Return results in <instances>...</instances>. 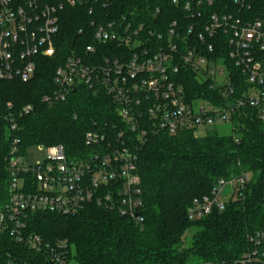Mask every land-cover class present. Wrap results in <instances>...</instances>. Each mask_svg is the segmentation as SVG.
Returning <instances> with one entry per match:
<instances>
[{"label":"built area","instance_id":"2783aa9c","mask_svg":"<svg viewBox=\"0 0 264 264\" xmlns=\"http://www.w3.org/2000/svg\"><path fill=\"white\" fill-rule=\"evenodd\" d=\"M97 1L0 0V78L21 81L34 76L39 58L58 55L56 40L66 7H90L93 30L88 36L94 43L71 47L44 100L66 101L71 91L84 87L110 95L117 115L86 132L82 157H69L62 144L38 145L47 149V156L32 164L20 151L19 139L13 140L6 158L8 198L0 209V233L52 264L77 262L67 239H46L29 228L33 213L71 216L96 203L142 224L137 151L150 133L196 131L216 121L233 125L234 115L246 106L264 119V0H167L191 20L184 32L177 19L160 31L125 13L98 15L93 12ZM101 4L106 7L110 1ZM183 68L208 83L214 98H189L180 78ZM248 181L246 173L220 178L211 195L193 199L189 217L223 210ZM248 242L249 251L237 262L264 264V225L248 234ZM2 264L33 263L25 255L8 253Z\"/></svg>","mask_w":264,"mask_h":264},{"label":"trees","instance_id":"16d2710c","mask_svg":"<svg viewBox=\"0 0 264 264\" xmlns=\"http://www.w3.org/2000/svg\"><path fill=\"white\" fill-rule=\"evenodd\" d=\"M103 1L96 2L94 13H125L160 31L173 19L179 21L183 32L191 22L167 0H108L106 7ZM89 10L85 5L66 7L56 40L58 55L39 58L29 81L0 78V209L8 198L6 158L14 139H19L23 154L32 146L62 144L69 157H82L87 151L86 132L96 123L117 119L115 105L105 92L77 87L66 101L44 100L54 89L57 65L71 47L94 43L88 36L93 30ZM180 78L189 98L214 96L208 83L190 70L183 68ZM239 84L236 95L241 96L243 79ZM27 105L32 109L25 112ZM233 122L229 135L208 131L197 136L192 129L147 136L137 151L142 224L116 210L88 203L71 216L35 212L29 228L46 239H67L77 264H241L237 261L250 249L248 234L264 225V119L246 106L240 107ZM241 173L249 176L241 195L230 198L223 210L214 208L203 217H189L194 198L211 195L220 178ZM191 228L195 231L186 244L185 235ZM8 253L25 255L33 264H52L41 253L0 233V264Z\"/></svg>","mask_w":264,"mask_h":264},{"label":"rangeland","instance_id":"374dc122","mask_svg":"<svg viewBox=\"0 0 264 264\" xmlns=\"http://www.w3.org/2000/svg\"><path fill=\"white\" fill-rule=\"evenodd\" d=\"M233 125L231 122H220L216 121L214 124H212L209 127H199L196 129L195 134L197 136H203L205 135L208 131H216L219 134L222 135H229L233 132ZM26 155L28 157V160L34 164L37 161H44L46 156H47V149L45 147H38V146H32L29 147L26 150ZM195 231V228H191L187 231L185 235V243L188 244V242L191 241V237L193 232Z\"/></svg>","mask_w":264,"mask_h":264}]
</instances>
